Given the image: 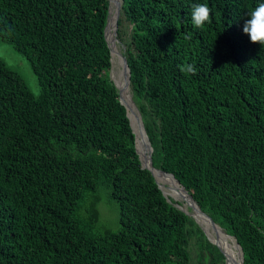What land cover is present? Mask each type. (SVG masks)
Instances as JSON below:
<instances>
[{
  "label": "trees",
  "instance_id": "16d2710c",
  "mask_svg": "<svg viewBox=\"0 0 264 264\" xmlns=\"http://www.w3.org/2000/svg\"><path fill=\"white\" fill-rule=\"evenodd\" d=\"M261 2L123 0L117 19L153 166L236 239L243 264H264V46L242 32ZM108 4L0 0V39L40 87L0 58V264H223L141 167L109 74ZM194 4L211 10L201 28ZM103 195L116 230L98 226Z\"/></svg>",
  "mask_w": 264,
  "mask_h": 264
},
{
  "label": "rangeland",
  "instance_id": "374dc122",
  "mask_svg": "<svg viewBox=\"0 0 264 264\" xmlns=\"http://www.w3.org/2000/svg\"><path fill=\"white\" fill-rule=\"evenodd\" d=\"M112 3H113L112 0H109L110 7H111ZM119 3H120V0H119ZM117 8H118V4H117L115 10ZM122 16H123V14L121 12V17ZM121 17H119V18L121 19ZM120 19H119L120 24H118V25L116 24V26L112 25L111 30L109 31V33L107 35L108 42H110L112 45H115L114 53L111 56L112 59H111V67H110L109 74H110L111 79L116 83V86L118 85L117 83L124 80V76H125V70L123 68V64L121 63L122 61L119 60V58H120L119 54L121 56L125 55L124 54L125 46H124L123 38L127 36V32H128V25L125 23V21H122V19L121 20ZM119 21H118V23H119ZM120 34L122 35L123 38L120 36ZM0 58H2L9 66H11L14 70L18 71L23 76L28 87L30 88V90L35 95L39 94L40 87L38 85L36 75L33 73L28 60L23 55H21L19 52H17L11 46V44H9L7 41L2 40V39H0ZM123 95H125V94L121 95L122 100L126 104H128L127 98ZM129 112H130V115L132 118V123H133L134 127H136V132L137 133H138V131L141 132L142 131L140 128L141 124H139L140 120L138 122L139 118H138L137 113L134 111V109L133 110L129 109ZM137 137H139V143H142V147L145 149L144 153H142V154H144V156H145V153H146L147 158H148V153L149 154L152 153V148L151 147L149 148L148 143L145 141L143 132H142V136L138 133ZM135 146L137 148V142H136ZM138 153H139L140 158H141L142 157L141 151H138ZM145 160H147V159H145ZM141 161L143 163L142 159H141ZM160 186H162L161 183H160ZM161 188L164 191V194H166V196L170 198L171 203L175 204L179 208L186 210L187 212L189 211V213L192 212V208H191L192 205H188L185 201L182 200V198L177 197L175 195V192H172L171 189L169 190L167 185H164ZM99 209H100V218H99L98 226L100 228H109L111 230H116L119 226V223H118L119 213H118V208L115 206V204L112 202V200L109 199L107 196L103 195L102 200L100 201V204H99ZM199 224L209 239L212 240V238H215L214 235H216L215 234L216 232L214 233L215 230H213L214 228L211 224L206 223L207 225L205 224V226L202 225L201 223H199ZM208 226H209V228H211L210 230H208L206 228ZM228 242H229L231 248L233 249V251L235 252V259L230 261V263L233 262V264H239V259H240L239 252L237 251V249L234 247V244L229 239H228ZM193 245H194V242L191 239L190 247H191L192 251H193ZM223 261H224L223 264H229L226 258H224Z\"/></svg>",
  "mask_w": 264,
  "mask_h": 264
},
{
  "label": "bare ground",
  "instance_id": "6f19581e",
  "mask_svg": "<svg viewBox=\"0 0 264 264\" xmlns=\"http://www.w3.org/2000/svg\"><path fill=\"white\" fill-rule=\"evenodd\" d=\"M112 2L113 3L111 4V7H110L109 22H108V27H107V35H108L109 31L111 30V24L113 23V21L115 19V15H116V22H117L118 15H119V10H120V8L122 6V0H120V3H119V0H112ZM117 4H118V8L115 10ZM119 60L122 61L120 58H119ZM121 63L123 64V61ZM117 84H118L117 85L118 87L116 85L115 86H116V89H117L118 93H122V94H125V95H127V94L130 93V84L126 81V73H125V76H124V80H122L121 82H119ZM127 103H129L128 98H127ZM138 122H139V119H138ZM139 124H140V122H139ZM138 133L142 136V131L141 132L138 131ZM137 149H138V151H141V154L144 153V151H145V149L142 147V143H139V137H137ZM140 159H142L143 160V163L146 164V162L148 160L146 153H145V156H144V154H142V157ZM145 159H147V160H145ZM153 173H154V175H155V177H156V179H157V181H158L159 184L161 183L162 186L167 185L168 188H169V190L171 189L172 192H175V195L177 197L182 198V200L185 201L188 205H191L192 202L190 201V199L188 197V194L176 182V180L171 175L166 174V173H164V172H162V171H160L159 169H156V168L153 169ZM191 208H192L191 214L198 220L199 223H201L204 226H205L206 223L211 224L213 226V228H214L213 230H215L214 233L216 232L215 233L216 235H214L215 238H212V241L215 242L216 244H218V246L222 250H224V252L226 253V258H227L228 263L229 264H233V262L230 263V261H232L233 259H235V252L231 248V246H230V244L228 242V239L234 244V247L239 252V247L237 246V244L235 242V239L233 237H229L225 233H223L215 225V223H213L214 222L213 220H211L206 215L201 214L200 211L195 206L194 207L191 206ZM209 226L206 227L208 230L211 229V228H209ZM239 254H240V252H239Z\"/></svg>",
  "mask_w": 264,
  "mask_h": 264
},
{
  "label": "water",
  "instance_id": "95a60500",
  "mask_svg": "<svg viewBox=\"0 0 264 264\" xmlns=\"http://www.w3.org/2000/svg\"><path fill=\"white\" fill-rule=\"evenodd\" d=\"M109 1V0H108ZM122 3H123V0H122ZM121 11H122V8H121ZM109 14H110V5L108 4V16H107V19H106V24H105V28H104V35H105V39H106V42H107V44H108V46H109V48H110V55L112 56V54H113V52H114V48H115V45H112L110 42H108V39H107V27H108V22H109ZM116 24L118 25V21L117 22H115V19H114V21H113V23L111 24V27H112V25L114 26H116ZM119 57L121 58V60L123 61V67H124V69H125V73H126V81L128 82V83H130V88H131V82H130V70H129V67H128V63H127V60H126V57H125V55L123 56H121L120 54H119ZM111 59H112V57H111ZM114 82V81H113ZM114 85H116V83L114 82ZM116 87V86H115ZM119 94V100H120V102L122 103V105L125 107V109H126V115H127V117H128V119H129V124H130V128H131V130H132V132L134 133V138H135V145H136V142H137V135H138V133L136 132V128L134 127V125H133V123H132V118H131V115H130V112H129V109H134V111L137 113V115H138V118H139V120H140V124H141V130H142V132H143V134H144V138H145V141L148 143V145H149V148L151 147L150 146V142H149V140H148V137H147V134H146V132H145V129H144V120H143V117H142V115H141V113L139 112V110H138V108H137V106L135 105V103H134V100H133V97H132V92H131V89H130V93L129 94H127V95H123V96H125V97H127L128 98V101H129V105L128 104H126L123 100H122V98H121V95H122V93H118ZM136 151H137V153H138V149L136 148ZM138 155H139V153H138ZM139 159H140V155H139ZM140 163H141V167H143V168H146V169H148L150 172H151V174L153 175V177H154V179H155V181H156V183H157V185H158V187L161 189V191H162V193H163V195H164V197L167 199V201H171L170 200V198L169 197H167L166 196V194H164V191L162 190V188H161V186H160V184L158 183V181H157V179H156V177H155V175H154V173H153V169L154 168H156V167H154L153 166V164H152V158H151V154H148V160H147V162H146V164H143L142 163V161H141V159H140ZM156 169H159V168H156ZM160 171H162V172H164V173H166V174H169V175H171L175 180H176V182L186 191V193L188 194V197H189V199H190V201L192 202L191 203V205H192V207H196L199 211H200V213L201 214H203V215H206L207 217H209L211 220H213L211 217H210V215H208L206 212H204L202 209H201V207L198 205V203L194 200V198L188 193V191L185 189V187L183 186V185H181L180 184V182H179V180H177L175 177H174V175L172 174V173H169V172H165V171H163V170H161V169H159ZM173 204V203H172ZM175 205V204H174ZM176 206V205H175ZM178 207V206H177ZM179 208V207H178ZM180 210H182L183 212H185L189 217H191V218H193L194 219V221L197 223V224H199V222H198V220L191 214V213H189V212H187L186 210H184V209H182V208H179ZM214 221V220H213ZM214 223H215V225L223 232V233H225L227 236H229V237H232L231 235H229V234H227L223 229H222V227L219 225V224H217L215 221H214ZM199 226H200V224H199ZM201 227V226H200ZM202 228V227H201ZM203 230V229H202ZM204 231V230H203ZM205 233V232H204ZM206 234V233H205ZM207 236V235H206ZM208 237V236H207ZM234 238V237H233ZM209 239V238H208ZM235 239V238H234ZM210 240V242H212L214 245H216L219 249H220V251L223 253V255H224V257L226 258V253L224 252V250H222L219 246H218V244H216L215 242H213L211 239H209ZM235 242H236V244H237V246L239 247V252H240V254H239V256H240V259H239V264H243V252H242V248H241V246L238 244V242L236 241V239H235ZM227 259V258H226Z\"/></svg>",
  "mask_w": 264,
  "mask_h": 264
},
{
  "label": "clouds",
  "instance_id": "9594fccd",
  "mask_svg": "<svg viewBox=\"0 0 264 264\" xmlns=\"http://www.w3.org/2000/svg\"><path fill=\"white\" fill-rule=\"evenodd\" d=\"M210 8L207 4H194L190 13L192 24L196 28H201L210 20ZM243 34L247 35L249 41L254 44L264 46V2L259 3L252 9L244 21L242 27ZM181 72L195 75L196 69L192 64L180 67Z\"/></svg>",
  "mask_w": 264,
  "mask_h": 264
}]
</instances>
